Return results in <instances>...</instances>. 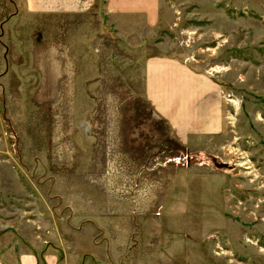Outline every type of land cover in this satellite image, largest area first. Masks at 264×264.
<instances>
[{
	"label": "rangeland",
	"instance_id": "1",
	"mask_svg": "<svg viewBox=\"0 0 264 264\" xmlns=\"http://www.w3.org/2000/svg\"><path fill=\"white\" fill-rule=\"evenodd\" d=\"M154 1L150 24L99 0H0V246L41 264H264V0ZM155 55L222 68L220 143L192 150L152 110Z\"/></svg>",
	"mask_w": 264,
	"mask_h": 264
},
{
	"label": "crops",
	"instance_id": "2",
	"mask_svg": "<svg viewBox=\"0 0 264 264\" xmlns=\"http://www.w3.org/2000/svg\"><path fill=\"white\" fill-rule=\"evenodd\" d=\"M109 15L143 13L152 23L154 0H99ZM26 10L35 13L80 14L98 6V0H23ZM196 61V60H195ZM190 58L149 56L144 64L146 101L170 127L176 139L190 149L220 143L225 135L224 110L228 106L220 83L195 68ZM216 139V140H215ZM210 148V146H209ZM32 251L0 246V264H41ZM44 264H59L54 252L46 254Z\"/></svg>",
	"mask_w": 264,
	"mask_h": 264
},
{
	"label": "built area",
	"instance_id": "3",
	"mask_svg": "<svg viewBox=\"0 0 264 264\" xmlns=\"http://www.w3.org/2000/svg\"><path fill=\"white\" fill-rule=\"evenodd\" d=\"M215 72H217V71H215L214 69L212 70V68L207 70V73L210 74V75L215 74Z\"/></svg>",
	"mask_w": 264,
	"mask_h": 264
},
{
	"label": "bare ground",
	"instance_id": "4",
	"mask_svg": "<svg viewBox=\"0 0 264 264\" xmlns=\"http://www.w3.org/2000/svg\"><path fill=\"white\" fill-rule=\"evenodd\" d=\"M221 69H222L221 67L214 68V70L217 72H218V70H221Z\"/></svg>",
	"mask_w": 264,
	"mask_h": 264
}]
</instances>
